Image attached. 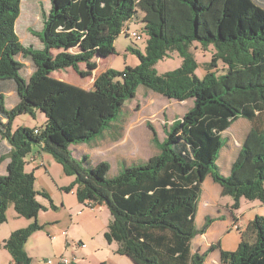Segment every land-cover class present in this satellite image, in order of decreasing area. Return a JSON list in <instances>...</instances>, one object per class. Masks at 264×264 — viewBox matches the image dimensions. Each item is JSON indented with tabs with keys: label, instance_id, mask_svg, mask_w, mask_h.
<instances>
[{
	"label": "trees",
	"instance_id": "16d2710c",
	"mask_svg": "<svg viewBox=\"0 0 264 264\" xmlns=\"http://www.w3.org/2000/svg\"><path fill=\"white\" fill-rule=\"evenodd\" d=\"M171 1L51 0L39 50L24 46L17 34L22 0H0V82L19 97L9 109L0 89V138L11 146L9 155H0V166L10 159L7 173L0 175V225L7 222L11 205L19 216L37 219L46 210L38 196L57 209L49 192L36 189L35 170L26 169L27 157L39 149L74 178L64 191L74 192L81 204L109 209L105 238L119 243L116 253L135 264H205L216 249L221 264H264L263 215L244 230L238 227L236 250H223L218 243L203 253L193 251L195 239L215 221L208 217L197 226L202 186L209 175L223 196L234 199V209L242 198L264 202V6L257 0H176V6ZM141 10L146 14L145 50H129L137 55L138 65L107 69L90 90L53 76L69 68L83 78L92 76L96 58L117 54L116 40L127 35L125 29L139 20ZM197 44L212 49L203 77L197 74L192 50ZM75 45L76 51L68 52ZM174 53L182 59L180 67L160 74L157 64ZM20 56L34 64L29 79L21 74L25 64ZM220 63L226 67L224 74L218 72ZM140 86L169 99L190 100L193 107L172 123L163 142L152 128L160 153L148 161L123 168L114 177L106 161L86 166L89 158H76L71 146L103 135ZM38 113L46 117L42 127L14 128L20 116L35 118ZM241 118L250 122V131L230 175L224 176L217 166L223 133ZM42 228L36 221L4 240L14 264H33L25 246Z\"/></svg>",
	"mask_w": 264,
	"mask_h": 264
},
{
	"label": "rangeland",
	"instance_id": "374dc122",
	"mask_svg": "<svg viewBox=\"0 0 264 264\" xmlns=\"http://www.w3.org/2000/svg\"><path fill=\"white\" fill-rule=\"evenodd\" d=\"M257 1L264 6V0ZM171 4L176 6V0H172ZM51 8V0H22L16 31L24 46L39 49L43 45L39 34L43 30L45 19ZM139 12V20L130 24V31L141 34L142 40L138 41L123 33L115 42L117 54L109 59L106 58L110 55L103 57V61L96 60L97 66L92 70V76L83 78L72 68L57 71L53 76L88 90L92 88L95 77L104 72L106 67L124 71L127 65L134 67L139 64L137 55L129 51L130 49L145 50L147 35L143 31V19L146 14L142 10ZM196 46L198 49L194 47L192 50L199 63L197 74L203 77L206 74V64L212 59V50H203L199 44ZM76 49L77 45L72 46L68 52L72 53ZM20 60L25 64L21 74L29 79L35 70L34 64L29 58L20 56ZM181 63V57L174 53L159 61L156 68L160 74H165L180 67ZM87 68L86 64H81L82 70H88ZM225 70L226 67L220 63L219 74L226 73ZM3 86L5 83L0 82V89L4 91L6 97V106L11 109L19 102V97L10 85L8 88ZM192 107L193 102L190 100L180 102L169 99L145 86H140L136 97L126 103L117 119L105 129L103 135L94 141L100 146L94 148L92 146L94 142L83 145L86 149L79 147L82 145H73V153L75 155L89 150L86 166L92 167L100 161H106L111 166L109 176L114 177L123 168L142 164L159 154L160 148L154 140L152 128L156 132L158 141L163 142L167 137L166 130ZM45 122L46 117L43 113H38L35 118L22 115L17 118L14 128L42 127ZM250 127V122L241 118L223 133L224 147L217 165L222 175H230L232 164L238 156L243 139L250 131ZM10 152L9 143L0 138V155H9ZM43 158L32 162L29 155L26 169L35 170L36 189L49 192L57 209L51 208L48 199L38 196L39 202L46 210H42L37 219H27L19 216L11 205L6 213L7 222L0 225V264H7L12 257L3 246L4 239H8L14 231L27 228L36 221L43 228L32 235L25 246L33 264H48L49 260L52 264H59L61 257L72 261L74 256L78 264H135L131 258L117 255L119 243H108L105 238L111 221L109 209L105 205L91 208L79 203L74 192L67 193L63 190V187L71 185L74 178L67 176L62 166L51 155L44 153ZM9 161L10 159L6 160L0 166V175L7 173ZM42 161L45 167L40 166ZM208 202L212 205L209 206ZM234 202L232 197L222 195V187L213 180L211 175L206 178L200 195L197 226L201 228L208 217L216 219L218 215H225V218L214 222L212 234L208 238L199 236L202 240H216L217 243L221 241L225 250L234 251L241 240V231L237 230V227L244 229L257 215H264V202L242 198L238 209L233 208ZM233 212L238 216L236 227H234L235 218H232ZM79 242L85 246H78ZM197 247L196 245V250Z\"/></svg>",
	"mask_w": 264,
	"mask_h": 264
},
{
	"label": "crops",
	"instance_id": "0c3cea01",
	"mask_svg": "<svg viewBox=\"0 0 264 264\" xmlns=\"http://www.w3.org/2000/svg\"><path fill=\"white\" fill-rule=\"evenodd\" d=\"M259 2V1H258ZM43 48V45L39 48V49H42ZM209 49H211V48H209ZM212 50V49H211ZM114 55H110L109 57H107L106 59H109L110 57H113ZM103 57H97L96 58V60L97 61H103ZM138 65V64H137ZM107 69H109V67H106V69L104 70V71H106ZM100 75V74H99ZM98 77V76H97ZM97 77H95V78H97ZM57 78V77H56ZM59 79V78H58ZM60 80H62V81H65V82H67V80H65V79H60ZM93 86H94V82H93ZM93 86H92V88H93ZM92 88H90V89H92ZM90 89H88V90H90ZM248 134V133H247ZM247 134L245 135V137H244V139H243V142H242V144L244 143V141H245V139H246V136H247ZM94 142V141H93ZM92 143V142H91ZM80 145H82V146H79L80 148H84V149H86V146H83V145H85V144H80ZM94 148H97V147H99L100 146V144L99 143H97V142H94V144L92 145ZM80 148H77L78 150L80 149ZM73 148H72V146H71V150H72ZM241 149V148H240ZM89 151V150H88ZM88 151H83V152H81V153H79V154H75L74 155V153H73V155L76 157V158H78V159H81V158H83V157H88L89 158V155H88ZM90 151H92L91 149H90ZM240 152V151H239ZM239 152H238V154H239ZM43 155H44V153L43 152H40L39 151V149H37V150H34L33 152H32V154H31V161L32 162H36L37 160H40V159H44L43 158ZM89 160V159H88ZM234 163V162H233ZM40 166H43V167H45L46 165H45V163H44V161H42L41 163H40ZM27 171H31V170H27ZM209 206H211L212 205V203H207ZM83 205H85V204H83ZM199 205H200V202H199ZM85 206H87V207H89L88 205H85ZM200 207V206H199ZM233 215H232V218L234 219H238V216L237 215H234V212L232 213ZM264 216V215H263ZM223 218H225V215H218L217 217H216V219H215V221H219V220H223ZM253 220V219H252ZM214 221V222H215ZM214 222L212 223V225H211V227L209 228V230L207 231V233H205L204 235H201V236H205V237H209L211 234H212V231H213V228H214ZM250 222V221H249ZM245 229V228H244ZM244 229H241V230H244ZM5 240V239H4ZM4 242V241H3ZM240 242V241H239ZM220 245H221V249H223V250H225L224 249V247H223V245L221 244V241H219L218 242ZM217 243V241L216 240H214V241H210L209 239H207V241H204V240H202L199 236L197 237V239H195V246H194V252H196V251H200L201 253H203V252H205V251H207L208 249H210V247H212V246H215L216 244H218ZM196 245L198 246L197 247V250H196ZM8 252V251H7ZM9 253V252H8ZM117 255H119V254H117ZM119 256H122V255H119ZM221 256H220V251H219V249H216L215 251H213L210 255H209V257L207 258V260H206V262H205V264H221V258H220ZM73 261H75L76 263H79L78 262V260L76 259V256H74L73 257ZM13 262V259H12V257L9 259V261H8V263L7 264H9V263H12ZM103 262H106V261H103ZM52 264V263H51Z\"/></svg>",
	"mask_w": 264,
	"mask_h": 264
},
{
	"label": "built area",
	"instance_id": "2783aa9c",
	"mask_svg": "<svg viewBox=\"0 0 264 264\" xmlns=\"http://www.w3.org/2000/svg\"><path fill=\"white\" fill-rule=\"evenodd\" d=\"M125 32L127 33L128 36H130V37H132V38H134V39H136L138 41L143 39V36L141 34L135 32V31H130V28L125 29ZM236 226H237V222H236V224H234V227H236ZM237 229H238V227H237ZM77 245L78 246L82 245L83 247L85 246L84 244H81V242H79ZM72 261L69 260L68 258L61 257L60 260H59V264H71ZM51 263H52V261L49 260L48 264H51ZM9 264H14V263L12 262V263H9Z\"/></svg>",
	"mask_w": 264,
	"mask_h": 264
}]
</instances>
